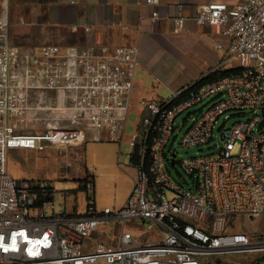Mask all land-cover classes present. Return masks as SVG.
<instances>
[{"label": "built area", "instance_id": "1", "mask_svg": "<svg viewBox=\"0 0 264 264\" xmlns=\"http://www.w3.org/2000/svg\"><path fill=\"white\" fill-rule=\"evenodd\" d=\"M178 6L183 11L184 4ZM160 17L154 9L152 21ZM194 21L227 40L216 44L224 56L205 75L227 63L240 71L203 83L199 78L169 98H141L130 140L135 173L128 199L119 208L99 207L95 175L87 171L82 186L88 203L78 214L58 211L47 183L15 180L7 170L8 151L68 150L105 136L122 145L141 64L138 45L47 44L21 51L11 43L8 18H0V264H208L217 255L264 253L262 235L230 232L234 215H264V0L209 1L197 8ZM173 22V31L182 32L186 15ZM207 99L206 109L193 111L197 116L180 145L214 140L215 124L227 112L258 113L221 130L218 150L178 159L175 142L186 122L179 127L176 118ZM177 163L191 182L173 176ZM113 223L120 227L117 244L100 241L84 249L85 239ZM129 223L158 228L159 238L142 240Z\"/></svg>", "mask_w": 264, "mask_h": 264}, {"label": "crops", "instance_id": "2", "mask_svg": "<svg viewBox=\"0 0 264 264\" xmlns=\"http://www.w3.org/2000/svg\"><path fill=\"white\" fill-rule=\"evenodd\" d=\"M209 1L213 0H161L160 5L153 6L142 0H0V18H8L11 43L21 51L47 44L106 45L109 49L137 44L141 64L134 88L144 86V98L158 100L163 98L158 93L159 83L176 90L219 66L224 52L216 44L227 45V40L211 26L194 21L197 8ZM180 3L184 4L183 11ZM154 9L161 12L155 22L151 19ZM180 14L186 15L187 25L177 33L173 31V19ZM69 208L82 213L76 206ZM117 227L119 231L115 232L102 225L83 241L84 249L91 251L100 241L117 244ZM139 238L154 241L159 234Z\"/></svg>", "mask_w": 264, "mask_h": 264}, {"label": "rangeland", "instance_id": "3", "mask_svg": "<svg viewBox=\"0 0 264 264\" xmlns=\"http://www.w3.org/2000/svg\"><path fill=\"white\" fill-rule=\"evenodd\" d=\"M225 69L231 67L230 63L224 65ZM223 66V67H224ZM224 69V70H225ZM139 77V73L137 76ZM150 86H153L151 82ZM144 86L135 87L132 92L130 112L124 134V142L121 145L118 141L109 140L105 134L102 140L92 137L88 141L76 148L61 150L56 147H47L43 150L17 148L8 151L7 170L12 177L19 182L47 183L54 189L53 198L58 203L57 210L70 209L76 206L78 212L84 213L88 203V193L82 186L83 179L87 171L96 176L95 200L99 207H122L128 199L133 187L134 167L131 165L129 154L132 152L130 144L131 138L137 132V122L141 110L139 100L145 97ZM158 93L163 98L171 97V90L163 83L158 85ZM210 99L185 110L176 118L178 138L175 146L178 152V159L194 156L208 155L219 149L221 130L230 128L239 121H248L257 111L244 110L230 111L222 115L215 124L214 140L198 147H186L180 145V138L187 128L192 124L197 114L193 113L197 109H206L210 104ZM191 114V115H190ZM227 115L231 117L227 119ZM173 140V138H172ZM71 161L72 166H67ZM173 176L184 183V176L191 182V177L184 173L180 164L172 168ZM188 185V184H186ZM59 203H65L60 206ZM70 205V206H69ZM48 213L50 211L48 210ZM232 222L236 224V232L242 229L245 232H253L264 237V215L257 218H248L242 215H234ZM108 231L118 232L117 225L108 224ZM127 229L139 236H154L158 233V228L149 227L146 224L127 225ZM145 240V239H143ZM208 264H264V253H231L227 255H217L207 260Z\"/></svg>", "mask_w": 264, "mask_h": 264}, {"label": "trees", "instance_id": "4", "mask_svg": "<svg viewBox=\"0 0 264 264\" xmlns=\"http://www.w3.org/2000/svg\"><path fill=\"white\" fill-rule=\"evenodd\" d=\"M240 71L239 68H229V69H221V70H217V71H214L208 75H204L200 78V83H203V82H207V81H211V80H214V79H217V78H220V77H225L227 75H230L232 73H238ZM48 190H49V193L51 192L52 190V186L50 184H48Z\"/></svg>", "mask_w": 264, "mask_h": 264}]
</instances>
